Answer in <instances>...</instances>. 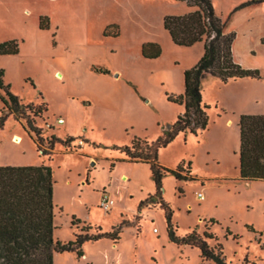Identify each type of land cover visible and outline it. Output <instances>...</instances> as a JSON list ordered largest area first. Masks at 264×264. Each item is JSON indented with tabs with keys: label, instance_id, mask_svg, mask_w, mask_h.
Listing matches in <instances>:
<instances>
[{
	"label": "rangeland",
	"instance_id": "obj_1",
	"mask_svg": "<svg viewBox=\"0 0 264 264\" xmlns=\"http://www.w3.org/2000/svg\"><path fill=\"white\" fill-rule=\"evenodd\" d=\"M31 1L40 5L0 4V43L15 40L19 48L17 55L0 57L3 84L24 107L22 118L8 115L0 129V166L50 167L55 241H71L87 225L92 226L87 233L94 234L95 227L108 232L123 223L117 243L86 242L82 257L73 252L54 254L53 264H200L196 248L168 239L160 200L172 210L177 236L192 231L201 237L210 234L207 244L215 250L220 246L227 264H264V182L239 179L238 123L247 108L244 81L203 79L206 129L196 136L179 134L159 150V164L172 170L179 167L180 174L188 176L186 181L166 175L156 196L149 165L121 160L119 149L134 139L144 149V142L156 141L183 113V106L172 99L183 93V73L197 63L203 49L174 45L163 18L181 15L180 7L186 4ZM248 1L252 0L212 4L226 20ZM58 3L59 8L53 6ZM242 9L233 13L240 17L233 21L230 16L228 22L230 32L239 35L246 27ZM40 17L48 18V29L39 28ZM248 23L264 33V18ZM113 24L119 35L105 36ZM146 43L158 44L160 57L143 58L141 46ZM253 49V57L236 53V62L264 75V55L258 47ZM41 103L47 110L36 116L33 110ZM30 123L34 132L28 129ZM51 137L73 141L68 147L56 142L50 150ZM43 151L51 155L41 156ZM108 191L112 197L103 195ZM102 196L114 201L108 212L100 207ZM149 196L152 199L140 208ZM72 217L80 221L73 227Z\"/></svg>",
	"mask_w": 264,
	"mask_h": 264
},
{
	"label": "trees",
	"instance_id": "obj_2",
	"mask_svg": "<svg viewBox=\"0 0 264 264\" xmlns=\"http://www.w3.org/2000/svg\"><path fill=\"white\" fill-rule=\"evenodd\" d=\"M184 2L195 10L178 16H165L163 28L168 33L171 42L179 47L189 48L203 42V54L198 62L183 73L184 90L179 96L172 99V103L182 105L183 113L175 122L153 143L140 148L138 139H134L130 146L119 149L124 155L121 159L129 163H144L149 165L152 180L155 186V195L160 196L162 179L166 175L173 176L178 181H186L188 176L180 174L179 167L172 170L161 166L158 162V152L169 145L179 134L196 136L199 131L207 127L208 107L202 102L201 82L207 76L227 83L230 80L253 78L260 79L258 69H246L238 64L232 54V46L235 33L226 32L225 28L229 17L236 11L259 4L264 0H252L237 6L230 16L223 20L213 7L212 0H176ZM48 18H39V28L48 29ZM113 29V30H111ZM109 30V32H106ZM105 36L117 37L118 28L115 25L108 26ZM264 46V37L261 38ZM161 48L156 43H146L141 46V56L145 59H157L161 55ZM19 53L18 43L9 40L0 43V57L14 56ZM100 73L107 70L95 69ZM4 72L0 69V95L2 108L0 109V129L8 115L16 119L22 118L23 106L19 103L9 89V85L3 84ZM25 108H28L25 107ZM8 113H4V111ZM46 104L41 103L33 110L38 116L46 112ZM239 179L246 182H264V115H241L239 118ZM29 131L34 132L31 123ZM38 134V133H37ZM72 138L58 140L51 137L50 150L56 142L68 147ZM51 155L43 151L41 156ZM53 177L50 167L40 166H0V264H53L54 254L73 252L78 258L82 257V246L86 242H96L108 239L117 243L122 224L112 227L108 232H102L95 227L94 234L87 231L92 227L87 225L81 229V233L75 234L74 239L68 242L55 241L53 238ZM152 199L139 203L144 206ZM164 211L168 239L177 246L186 245L199 251L200 264L211 262L213 264H227L219 246L217 250L207 244L206 239L212 236H199L195 231L180 237L172 224V210L168 203L158 202ZM80 221L74 217L71 226Z\"/></svg>",
	"mask_w": 264,
	"mask_h": 264
},
{
	"label": "crops",
	"instance_id": "obj_3",
	"mask_svg": "<svg viewBox=\"0 0 264 264\" xmlns=\"http://www.w3.org/2000/svg\"><path fill=\"white\" fill-rule=\"evenodd\" d=\"M54 1L57 2L58 0H54ZM66 1H69V0H66ZM5 2L11 3L13 6H19V8L20 6H23L26 4L28 5L38 4V6L40 5V1L33 2L31 0H0V4H4ZM59 4L60 3L53 5V6L56 8H59L60 6ZM180 9L182 10L181 15L187 14L195 10L194 8L189 7L187 5L186 7L181 6ZM242 11L243 12H241V14L244 13L243 16H244L246 27L244 31L241 33V35H239L238 33H235V40L232 46V54H233L235 61H237L236 53L244 57L255 56V52L253 51L254 50L253 48L255 47H258L259 51L262 53V55H264V46L261 44V38L264 37V33L262 32L260 33L257 31V29H254L252 25H248L250 24L248 22H252V20H260L264 18V2L245 7L242 9ZM24 12L27 13L28 11L24 9L23 13ZM234 14L233 16H231L233 21H235L237 17L241 16V15L238 16L239 14L237 16ZM228 24L229 23H227V26L225 28L226 32H230ZM201 43H197L193 46L197 45L203 49V42ZM202 54H203V50L199 52V55L196 58L197 62L201 58ZM260 76H261L260 79H253V78L237 79V80L244 81L242 83L243 85H245V89H246L247 108L245 109L244 112L240 113L241 115H264V75L260 74ZM103 195L112 197L109 191L106 193H103Z\"/></svg>",
	"mask_w": 264,
	"mask_h": 264
},
{
	"label": "built area",
	"instance_id": "obj_4",
	"mask_svg": "<svg viewBox=\"0 0 264 264\" xmlns=\"http://www.w3.org/2000/svg\"><path fill=\"white\" fill-rule=\"evenodd\" d=\"M58 124H62L63 123V120L62 119H58L57 120ZM197 198L199 200H203L204 196L202 193H198L197 195ZM114 205V201L112 199H110L109 197H105V196H102L101 198V201H100V207L105 211V212H108L111 210V208L113 207Z\"/></svg>",
	"mask_w": 264,
	"mask_h": 264
},
{
	"label": "bare ground",
	"instance_id": "obj_5",
	"mask_svg": "<svg viewBox=\"0 0 264 264\" xmlns=\"http://www.w3.org/2000/svg\"><path fill=\"white\" fill-rule=\"evenodd\" d=\"M14 141L18 143L20 141V138L19 137H14Z\"/></svg>",
	"mask_w": 264,
	"mask_h": 264
}]
</instances>
